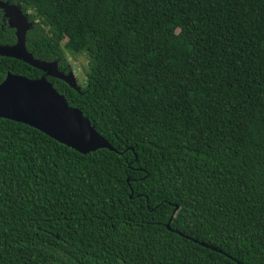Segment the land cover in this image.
Wrapping results in <instances>:
<instances>
[{
    "label": "trees",
    "instance_id": "trees-1",
    "mask_svg": "<svg viewBox=\"0 0 264 264\" xmlns=\"http://www.w3.org/2000/svg\"><path fill=\"white\" fill-rule=\"evenodd\" d=\"M0 1L35 58L86 57L47 78L114 148L0 117V264H264V0Z\"/></svg>",
    "mask_w": 264,
    "mask_h": 264
},
{
    "label": "water",
    "instance_id": "water-1",
    "mask_svg": "<svg viewBox=\"0 0 264 264\" xmlns=\"http://www.w3.org/2000/svg\"><path fill=\"white\" fill-rule=\"evenodd\" d=\"M0 8L4 11L9 26L16 30L17 37L15 44H0V55L20 59L44 72L42 77L34 79L8 72L0 84V117L33 126L81 153L100 148L113 150L110 142L96 130L83 111L71 106L66 96L47 78H60L79 89L72 72L65 74L60 71L56 60L35 58L27 49V33L33 25L29 20V13H24L19 5L9 1H0ZM170 222L167 225L169 229ZM201 244L211 247L203 242Z\"/></svg>",
    "mask_w": 264,
    "mask_h": 264
},
{
    "label": "rangeland",
    "instance_id": "rangeland-1",
    "mask_svg": "<svg viewBox=\"0 0 264 264\" xmlns=\"http://www.w3.org/2000/svg\"><path fill=\"white\" fill-rule=\"evenodd\" d=\"M68 56L74 67L72 74L74 75V78H76L77 84L80 85V83L82 84L84 82L85 72L88 70L87 59L84 55Z\"/></svg>",
    "mask_w": 264,
    "mask_h": 264
}]
</instances>
